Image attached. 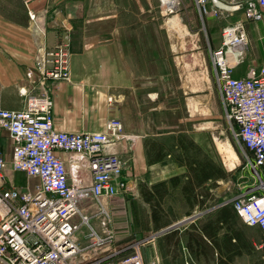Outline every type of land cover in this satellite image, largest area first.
Listing matches in <instances>:
<instances>
[{
	"label": "rangeland",
	"instance_id": "obj_1",
	"mask_svg": "<svg viewBox=\"0 0 264 264\" xmlns=\"http://www.w3.org/2000/svg\"><path fill=\"white\" fill-rule=\"evenodd\" d=\"M24 1L0 0V30L9 34L3 38L14 44L21 29L32 28L42 38L43 45L44 22L39 23L40 31L35 29ZM38 1L31 6L40 12L44 8H36H42L44 0ZM131 3L133 34L120 38L126 54L133 63H142L146 72L138 98L142 93L145 103L148 90L149 98L143 108L148 111L151 128L147 153L150 158H160L158 175L150 181L140 178L130 183L127 180V191H120L109 202L105 200L111 214L108 226L99 225V215L91 218L92 225L100 234L113 232L115 245L138 244L145 264H151L150 256L156 254L159 259L155 264H186L187 260L189 264H264L262 234L246 225L230 206L231 199L258 185L256 172L263 177L264 173L251 165L252 155L232 135L210 62V51L220 45L221 27L241 22L249 32L250 42L237 75L258 65L263 54L258 31L246 22L242 7L213 18H201L193 0H181L178 10L172 14L162 13L159 0H132ZM234 3L225 2L231 6ZM76 26L75 21L72 28H64L70 34L71 48L73 40L76 44L78 38ZM256 47H261L259 55ZM201 170L210 176L197 185L194 173ZM188 181L187 189L193 191L190 198L183 189ZM223 205L231 209L228 230H245L244 253L231 259L214 255L191 261L187 256L185 261L187 251L183 247L192 221L199 223L209 216L214 219ZM96 209L92 206L87 214ZM152 209L159 217L157 223L151 222ZM86 231V227L82 228L81 242V235Z\"/></svg>",
	"mask_w": 264,
	"mask_h": 264
},
{
	"label": "built area",
	"instance_id": "obj_2",
	"mask_svg": "<svg viewBox=\"0 0 264 264\" xmlns=\"http://www.w3.org/2000/svg\"><path fill=\"white\" fill-rule=\"evenodd\" d=\"M34 1L25 0L24 4L31 23L39 30L46 12L35 10L31 6ZM193 1L201 18L242 7L246 20L264 22V0H245L230 5V9L221 5V0ZM159 3L163 14H172L181 0ZM248 45L241 22L225 25L220 45L210 51V62L232 135L252 155L251 165L264 173V58L245 74L234 75ZM71 56L66 30L51 49L43 45L27 69L29 85L19 89L24 107L0 108V128L12 142L10 159L0 153V263L144 264L138 244L115 245L113 232L100 234L91 223V218L99 215V225L107 227L111 214L105 200L109 202L128 189L119 156L103 153L105 144L122 135L121 120H108L101 132L55 129L54 100L47 84L70 78ZM38 86L44 90L36 93ZM57 151L70 153L82 166L67 168ZM8 167L37 177L38 183L32 189L4 188L1 181ZM256 175L258 185L231 199L230 206L246 225L264 235V177L259 172ZM92 206L96 211L87 214ZM84 227L87 231L81 242Z\"/></svg>",
	"mask_w": 264,
	"mask_h": 264
},
{
	"label": "crops",
	"instance_id": "obj_3",
	"mask_svg": "<svg viewBox=\"0 0 264 264\" xmlns=\"http://www.w3.org/2000/svg\"><path fill=\"white\" fill-rule=\"evenodd\" d=\"M131 1L128 3L127 0H44V7L43 5L42 8L35 7L44 8L46 12L43 24L46 33L43 42L47 46H54L58 36L64 32V28H72L75 21L78 30L76 44L72 39L75 46L71 48L70 78L47 84L54 100L55 129L67 132H101L105 130L108 120L112 118L121 120L122 135L119 139L105 144L103 153L119 156L124 178L130 183L140 178L150 181L158 175V161L149 162L150 157L147 153V140L151 128L148 111H144L143 108L149 98L148 90H146L145 103L142 93L138 98V91L143 90L145 84L143 77L146 72L142 63H133L132 58L126 54L120 38L122 35L133 34L134 11ZM221 1L242 3L240 0ZM40 2L41 0L38 1ZM208 17L213 18V16ZM246 22L258 31L257 35L263 50L260 64L264 58V22L248 20ZM243 26L250 42L249 32L244 24ZM253 27L250 28L253 30ZM18 34L20 37L15 39L16 43L11 44L10 40L3 38V35L9 34L0 30V108L24 107V97L19 94V89L29 85L25 73L34 64L37 50L44 45L41 43L40 35L34 33L32 28L21 29ZM252 37L256 39L257 36L252 34ZM261 47H256L258 55L261 53ZM237 70L238 68L234 75L241 76L248 69L239 75ZM43 90L42 86H38L36 93ZM11 147L12 142L6 130L0 128V153L10 159ZM57 154L65 161L67 168L74 164L82 166V162L70 153L57 151ZM1 183L4 188L19 186L32 189L38 183V178L10 168L6 170L5 178ZM150 217L153 223L152 216ZM211 218L212 216H209L199 223L192 221V227L188 231H192L193 227L201 226ZM115 227L117 228V225ZM188 231L183 247L187 251V255H184L185 261L187 256L192 261L193 258L202 259L214 255L229 259L244 253L242 250L241 254L231 256L224 248V240L229 245L235 239L239 242L240 234L244 239V229L241 232L238 228L237 231H230L226 225L222 226L213 237L220 245V253H217V250L212 252L211 242L209 237H206L205 244L209 245V253L198 255L187 247ZM233 232H236L237 236L233 235ZM152 241L150 238L149 244ZM158 256V254L150 256V259L158 260ZM143 261L145 264L144 257Z\"/></svg>",
	"mask_w": 264,
	"mask_h": 264
},
{
	"label": "trees",
	"instance_id": "obj_4",
	"mask_svg": "<svg viewBox=\"0 0 264 264\" xmlns=\"http://www.w3.org/2000/svg\"><path fill=\"white\" fill-rule=\"evenodd\" d=\"M159 159H160L159 157L155 156L153 158H149V162H156V161H159ZM194 176L196 179V184L199 185L203 183L210 176V174L204 170H201V172L194 173ZM188 183L189 181L185 183V185L183 186V189L185 190L186 196L190 198L189 194L193 191H189L187 189ZM195 197H197V194H195ZM146 200L149 202L150 198H147ZM231 209L227 205L221 206L220 209H218V215L214 219H210L207 222L201 224V226L193 227L192 231H188L187 247L190 249V251L196 252L197 255L200 253L202 254L209 253V250H210L209 245L206 246L205 244L206 237H209V240L212 246L211 247L212 252H215V250H217L218 251L217 253H220L221 251L220 245L216 243V240H214L213 237L216 236V233L222 228V226L226 225L227 229L231 228V225L229 223L232 218V215L230 213ZM151 216H152L153 222L157 223L159 220V217L156 215L153 209L151 210ZM232 234L237 236L236 232H233ZM262 236H263V241H264V235ZM224 242H225L224 248L226 251L230 252L231 256L233 254H241L242 250L246 249L247 241L245 238L243 239L241 237V234H240L239 242L237 239H235V241L231 242L229 245L226 244V240H224Z\"/></svg>",
	"mask_w": 264,
	"mask_h": 264
},
{
	"label": "bare ground",
	"instance_id": "obj_5",
	"mask_svg": "<svg viewBox=\"0 0 264 264\" xmlns=\"http://www.w3.org/2000/svg\"><path fill=\"white\" fill-rule=\"evenodd\" d=\"M221 5H223L225 8L230 9V5L220 2ZM233 156L235 157V153L233 152ZM236 160V159H235Z\"/></svg>",
	"mask_w": 264,
	"mask_h": 264
}]
</instances>
